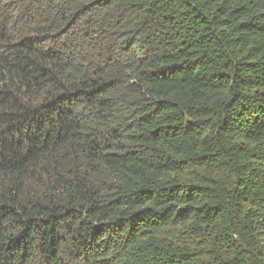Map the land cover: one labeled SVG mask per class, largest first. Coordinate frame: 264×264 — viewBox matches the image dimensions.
I'll return each instance as SVG.
<instances>
[{"label": "trees", "instance_id": "obj_1", "mask_svg": "<svg viewBox=\"0 0 264 264\" xmlns=\"http://www.w3.org/2000/svg\"><path fill=\"white\" fill-rule=\"evenodd\" d=\"M0 264H264V0H0Z\"/></svg>", "mask_w": 264, "mask_h": 264}]
</instances>
